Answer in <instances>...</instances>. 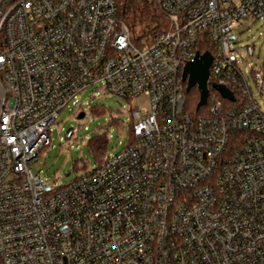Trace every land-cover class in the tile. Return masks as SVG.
Listing matches in <instances>:
<instances>
[{"label": "built area", "instance_id": "2783aa9c", "mask_svg": "<svg viewBox=\"0 0 264 264\" xmlns=\"http://www.w3.org/2000/svg\"><path fill=\"white\" fill-rule=\"evenodd\" d=\"M117 2L0 0V264H264V64L248 73L233 48L264 0H158L167 27L146 31ZM205 52L192 116L183 72ZM91 87L147 105L126 147L51 187L34 164Z\"/></svg>", "mask_w": 264, "mask_h": 264}, {"label": "rangeland", "instance_id": "374dc122", "mask_svg": "<svg viewBox=\"0 0 264 264\" xmlns=\"http://www.w3.org/2000/svg\"><path fill=\"white\" fill-rule=\"evenodd\" d=\"M233 34L237 37L233 48L237 50L241 68L248 73L252 69L259 71L264 64V18L243 20ZM247 46L254 47V55H247ZM253 86L254 94L264 110V93L261 95L255 84ZM76 98V106L73 100L60 112L57 122L52 126V145L41 153L40 159L34 164V172L40 173L51 187L65 186L73 181L83 172L79 169L80 163H86L87 169L98 165L89 145L91 139L97 136L107 138V156L126 147L130 140V110L147 105L144 97L127 100L104 93L103 89L96 90L95 87L86 89ZM83 106L86 116L79 119L78 112ZM96 108H103L104 112ZM72 128H79V131L73 139H66V133Z\"/></svg>", "mask_w": 264, "mask_h": 264}, {"label": "trees", "instance_id": "16d2710c", "mask_svg": "<svg viewBox=\"0 0 264 264\" xmlns=\"http://www.w3.org/2000/svg\"><path fill=\"white\" fill-rule=\"evenodd\" d=\"M119 17L130 28L141 27L146 30H161L167 27L165 16L160 8L158 0H118ZM208 48H200L199 51L204 52ZM218 95V92L213 88L211 95ZM187 111L192 116H196V107L200 101V92L197 87H193L189 92H186ZM97 111H103V108H96ZM207 108H201L198 115L206 113ZM116 124L118 122L114 121ZM130 134V131H129ZM107 138L97 136L89 141L90 148L98 162L103 163L107 156Z\"/></svg>", "mask_w": 264, "mask_h": 264}, {"label": "water", "instance_id": "95a60500", "mask_svg": "<svg viewBox=\"0 0 264 264\" xmlns=\"http://www.w3.org/2000/svg\"><path fill=\"white\" fill-rule=\"evenodd\" d=\"M212 63V55L209 52L204 54L197 53L195 58L189 61L183 72V82L186 83V92H189L193 87H197L200 92V101L196 107V113L207 105L210 95L209 90V69ZM213 88L222 96V98L234 101V95L227 88L219 85H213ZM84 113H81L78 118L83 119Z\"/></svg>", "mask_w": 264, "mask_h": 264}]
</instances>
